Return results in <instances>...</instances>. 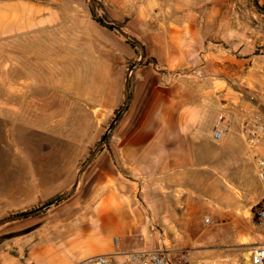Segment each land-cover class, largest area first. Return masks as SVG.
<instances>
[{
  "label": "crops",
  "instance_id": "obj_1",
  "mask_svg": "<svg viewBox=\"0 0 264 264\" xmlns=\"http://www.w3.org/2000/svg\"><path fill=\"white\" fill-rule=\"evenodd\" d=\"M101 2L109 18L124 23L143 44L145 59L131 73L129 105L113 130L108 154L100 150L90 165L101 166L84 171L78 195L69 202L81 216L37 228L75 229L81 256L72 264L99 255L123 264L133 252L181 249L162 248L167 242L162 237L166 232L179 236L176 226L194 225L197 215L179 211L190 209L193 201L183 200V194L196 193L197 185L219 175L224 157L213 149H222L229 139L243 143L236 128L218 142L212 139L219 115L239 103L228 82L246 79L251 61L244 49L241 58L203 54L209 39L211 45L220 39V20L230 14L221 0ZM60 3L0 0V119L17 123L23 140L42 138L53 129V120L45 122V116H64L56 126L63 131L60 137L73 143L77 115L88 118L89 128L93 121L104 122L122 107L127 70L139 52L113 33L103 32L110 46L77 41L76 31L61 25ZM223 4L227 8L229 0ZM259 16L262 21L264 15ZM213 23L215 28L209 26ZM35 162L31 171L17 174L25 180L19 188L29 194H45V179L73 175V170L44 171L38 167L41 158ZM86 174L90 181H84ZM33 243L29 236L25 252ZM92 247L95 252L84 254ZM1 258L3 264H21L18 257Z\"/></svg>",
  "mask_w": 264,
  "mask_h": 264
},
{
  "label": "rangeland",
  "instance_id": "obj_2",
  "mask_svg": "<svg viewBox=\"0 0 264 264\" xmlns=\"http://www.w3.org/2000/svg\"><path fill=\"white\" fill-rule=\"evenodd\" d=\"M45 1L50 2V0ZM96 1L104 6L101 0ZM224 1L227 0H221V8L225 11L228 9L230 14L227 16L225 13V18L220 20L221 25L218 20L221 37L218 41H213V45L210 44L212 39H209V43L205 44L208 48L203 54L217 53L220 54L219 56L236 55V58H241L238 55L239 50L244 49L242 54H248L251 58L250 68L246 67L249 76L246 79L235 78L228 82L231 91L239 98V103L236 105L231 103V105L248 107L264 122V17L261 21L260 12L256 8V5L264 6V0H229L227 8L223 4ZM97 2V8L103 15ZM59 6L61 25L67 28L70 26L71 30H75L77 41L92 45L100 42L110 46L112 40L103 32L113 33L119 38L117 32L104 28L95 20L88 0H61ZM71 7L73 11H70ZM104 10L106 11L105 6ZM260 23L261 29H259ZM215 24L209 26L215 28ZM225 34H229L230 37L228 39L224 37V40L222 38ZM139 57L140 52L137 53L133 64L139 60ZM118 110L104 122L93 121L90 128L87 123L88 118L82 114L77 115L74 143L72 139L67 141L60 137L63 131L56 125L64 116H45V122L47 119L53 120L54 124H51L53 129L45 130L42 138L38 136L28 140L21 139L20 132L15 131L18 128L17 123L0 119V221L11 215L41 207L55 195L61 197L66 194ZM110 135L112 139L114 131ZM109 141H106L102 147L105 148L102 152L107 154L111 143ZM217 151H220L224 157L222 158L224 163L220 162L218 167L219 175H214L210 180L205 179L204 183L197 185L196 193H184L182 197L183 200L193 199L189 203L190 209H179V211L185 216L186 214L190 216L191 212L197 215L194 225L176 226L174 232L179 236L169 232L164 234V230L158 228L159 233L164 234L162 239L167 241L162 248L168 246L186 249L191 252L194 264H246L250 245L262 241V232L255 222L257 205L262 198L261 187L243 143L229 139L222 149H213V153ZM29 158L31 161L41 158L43 162L38 163V167L42 166L44 171L73 170V175L68 179H45L47 184L45 194L42 196L29 194V190L19 188L21 182L25 180L18 178L17 175L21 171H31V166L36 164V160L33 164L29 163ZM91 165L85 172L98 170L101 166L100 164L97 168V162L94 166ZM88 177L89 175L86 174L84 181H90L91 178ZM5 178L8 182L6 185ZM10 192L11 194L8 195L7 193ZM78 193L83 194L81 189ZM77 195L75 191L70 200L63 201L64 203L52 207L44 214L1 226L0 257L3 254H8L11 258L18 257L21 264H72L79 260L81 252L75 239L74 228L61 226L55 229L43 225L41 229H37L47 221L73 220L80 217L81 209L69 205ZM87 209L91 212V206ZM206 220H210V223L205 222ZM43 231L45 234H42ZM71 233L73 234L69 236L68 234ZM29 236L33 238L34 243L25 252L24 242ZM113 241L116 244V238ZM91 251L95 252L93 247L85 249L84 254ZM109 264H119V260L110 259Z\"/></svg>",
  "mask_w": 264,
  "mask_h": 264
},
{
  "label": "built area",
  "instance_id": "obj_3",
  "mask_svg": "<svg viewBox=\"0 0 264 264\" xmlns=\"http://www.w3.org/2000/svg\"><path fill=\"white\" fill-rule=\"evenodd\" d=\"M237 129L238 136L252 160L256 177L261 187L262 198L255 212L256 225L262 232V241L250 245L246 264H264V122L248 107L232 106L222 112L212 132V139L220 141ZM210 223V220H207ZM0 264L3 261L0 257ZM84 264H109L106 256L99 255L88 259ZM123 264H194L191 252L186 249H163L140 251L125 255Z\"/></svg>",
  "mask_w": 264,
  "mask_h": 264
},
{
  "label": "water",
  "instance_id": "obj_4",
  "mask_svg": "<svg viewBox=\"0 0 264 264\" xmlns=\"http://www.w3.org/2000/svg\"><path fill=\"white\" fill-rule=\"evenodd\" d=\"M88 3H89L91 12H92L95 20L101 26H103L104 28H107L109 30L117 32L120 36H122L125 39V41H127L128 43L133 45L140 52L139 60L137 62H135L134 64H132L127 70L126 81H125V97H124L123 105L118 110V112L114 116V118L112 119V121L109 124L106 132L104 133V135L101 137V139L97 143L95 149L91 152L88 159L86 160L84 165L81 167V169L77 173L76 181L74 182V184L72 185V187L70 188V190L66 194H64L63 196H61L60 198H58L56 200H53L51 202H47L46 204L42 205L41 207L35 208V209L27 211V212L11 215V216L0 221V227L5 225V224L11 223V222L31 218V217L37 216L39 214H42V213L48 211L49 209H51L52 207L57 206L62 201L68 199L76 191L78 184H79V181H80V178H81V175L83 174L85 169L91 164V162L96 157V155L100 152L102 147L105 145V143H106L107 139L109 138L111 132L114 130L115 126L118 124V122L122 118L124 112L126 111L128 105H129L130 96H131V94H130V76H131L132 71L135 68L142 65L143 60L145 59V48H144L143 44L136 37H134L133 35L128 33L123 27L105 19V17L98 10L95 0H88Z\"/></svg>",
  "mask_w": 264,
  "mask_h": 264
},
{
  "label": "trees",
  "instance_id": "obj_5",
  "mask_svg": "<svg viewBox=\"0 0 264 264\" xmlns=\"http://www.w3.org/2000/svg\"><path fill=\"white\" fill-rule=\"evenodd\" d=\"M97 2V1H96ZM97 4H98V6H99V8L103 11V16L105 17V19H107L108 21H110V22H113V23H116L117 25H119V26H121V27H124V23H119V22H116V21H112L110 18H109V16L107 15V13H106V11L104 10V6L100 3V2H97ZM256 8L258 9V11L261 13V14H264V6H262V7H258L257 5H256ZM112 31V30H111ZM128 43V42H127ZM128 44H130V43H128ZM132 46V45H131ZM133 48H135L134 46H132ZM150 60H147V62H149ZM132 78H133V75L131 76V80H132ZM111 138V135H110V137L107 139V142L109 141V139ZM58 198H60V195H55L54 197H52L48 202H51V201H53V200H56V199H58Z\"/></svg>",
  "mask_w": 264,
  "mask_h": 264
},
{
  "label": "bare ground",
  "instance_id": "obj_6",
  "mask_svg": "<svg viewBox=\"0 0 264 264\" xmlns=\"http://www.w3.org/2000/svg\"><path fill=\"white\" fill-rule=\"evenodd\" d=\"M205 222H207V220Z\"/></svg>",
  "mask_w": 264,
  "mask_h": 264
}]
</instances>
